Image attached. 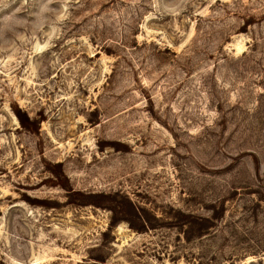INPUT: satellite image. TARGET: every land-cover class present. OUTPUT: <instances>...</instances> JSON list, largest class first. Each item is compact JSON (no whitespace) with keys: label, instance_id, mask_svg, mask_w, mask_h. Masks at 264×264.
I'll use <instances>...</instances> for the list:
<instances>
[{"label":"rangeland","instance_id":"1","mask_svg":"<svg viewBox=\"0 0 264 264\" xmlns=\"http://www.w3.org/2000/svg\"><path fill=\"white\" fill-rule=\"evenodd\" d=\"M0 264H264V0H0Z\"/></svg>","mask_w":264,"mask_h":264},{"label":"trees","instance_id":"2","mask_svg":"<svg viewBox=\"0 0 264 264\" xmlns=\"http://www.w3.org/2000/svg\"><path fill=\"white\" fill-rule=\"evenodd\" d=\"M16 113L22 121L28 118V115L26 114V112L21 111L20 109H16Z\"/></svg>","mask_w":264,"mask_h":264}]
</instances>
